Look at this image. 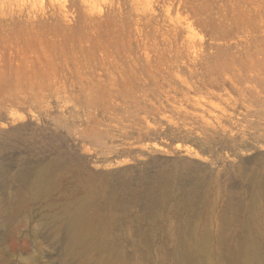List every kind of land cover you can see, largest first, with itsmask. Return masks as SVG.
Here are the masks:
<instances>
[{
  "label": "rangeland",
  "instance_id": "rangeland-1",
  "mask_svg": "<svg viewBox=\"0 0 264 264\" xmlns=\"http://www.w3.org/2000/svg\"><path fill=\"white\" fill-rule=\"evenodd\" d=\"M0 264H264V0H0Z\"/></svg>",
  "mask_w": 264,
  "mask_h": 264
},
{
  "label": "bare ground",
  "instance_id": "bare-ground-1",
  "mask_svg": "<svg viewBox=\"0 0 264 264\" xmlns=\"http://www.w3.org/2000/svg\"><path fill=\"white\" fill-rule=\"evenodd\" d=\"M82 214L72 216H61L51 219L47 223V227L53 231L62 232V245L66 249V253L70 254L76 250L79 239L82 237ZM255 251V250H254ZM70 256V255H69ZM68 257L65 256L66 260Z\"/></svg>",
  "mask_w": 264,
  "mask_h": 264
}]
</instances>
